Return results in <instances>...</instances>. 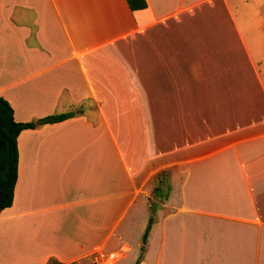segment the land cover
I'll return each instance as SVG.
<instances>
[{
  "label": "crops",
  "instance_id": "obj_1",
  "mask_svg": "<svg viewBox=\"0 0 264 264\" xmlns=\"http://www.w3.org/2000/svg\"><path fill=\"white\" fill-rule=\"evenodd\" d=\"M145 1L0 0L14 121L71 115L17 137L0 264H134L163 171L140 264H264V0Z\"/></svg>",
  "mask_w": 264,
  "mask_h": 264
},
{
  "label": "trees",
  "instance_id": "obj_2",
  "mask_svg": "<svg viewBox=\"0 0 264 264\" xmlns=\"http://www.w3.org/2000/svg\"><path fill=\"white\" fill-rule=\"evenodd\" d=\"M130 11H140L147 7L145 0H125ZM71 115H53L34 123H17L13 119V110L9 103L0 97V213L12 206L13 193L17 179V144L16 140L21 131L35 129L45 124L61 122ZM171 192L170 174L168 171L158 173L153 180V187L148 197L149 217L141 237L142 246L134 264H140L144 255V245L149 233L157 222V212ZM158 199V202H155ZM47 264H58L49 260ZM77 264V263H72Z\"/></svg>",
  "mask_w": 264,
  "mask_h": 264
},
{
  "label": "rangeland",
  "instance_id": "obj_3",
  "mask_svg": "<svg viewBox=\"0 0 264 264\" xmlns=\"http://www.w3.org/2000/svg\"><path fill=\"white\" fill-rule=\"evenodd\" d=\"M228 5L232 8L234 14L237 16L242 15L243 8L245 7H253L255 8L259 1L261 0H226ZM132 256V252H125L121 253L119 261L116 264H126L125 262H122L125 258H130Z\"/></svg>",
  "mask_w": 264,
  "mask_h": 264
},
{
  "label": "built area",
  "instance_id": "obj_4",
  "mask_svg": "<svg viewBox=\"0 0 264 264\" xmlns=\"http://www.w3.org/2000/svg\"><path fill=\"white\" fill-rule=\"evenodd\" d=\"M121 252L100 254L94 264H116L119 261Z\"/></svg>",
  "mask_w": 264,
  "mask_h": 264
},
{
  "label": "water",
  "instance_id": "obj_5",
  "mask_svg": "<svg viewBox=\"0 0 264 264\" xmlns=\"http://www.w3.org/2000/svg\"><path fill=\"white\" fill-rule=\"evenodd\" d=\"M155 202H158V199H155Z\"/></svg>",
  "mask_w": 264,
  "mask_h": 264
}]
</instances>
